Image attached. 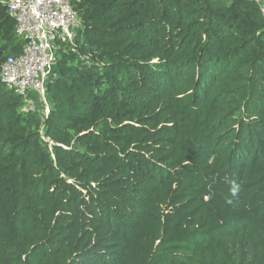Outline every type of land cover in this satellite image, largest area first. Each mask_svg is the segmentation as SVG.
I'll return each instance as SVG.
<instances>
[{"label":"trees","instance_id":"obj_1","mask_svg":"<svg viewBox=\"0 0 264 264\" xmlns=\"http://www.w3.org/2000/svg\"><path fill=\"white\" fill-rule=\"evenodd\" d=\"M1 1L0 68L25 44ZM72 4L48 115L0 86V264H264L259 4Z\"/></svg>","mask_w":264,"mask_h":264},{"label":"built area","instance_id":"obj_2","mask_svg":"<svg viewBox=\"0 0 264 264\" xmlns=\"http://www.w3.org/2000/svg\"><path fill=\"white\" fill-rule=\"evenodd\" d=\"M264 12V0H255ZM15 22L18 37L25 41L23 50L10 55L0 68V86L20 94L25 109H36L29 93H43L48 70L57 60L59 50L76 47V38L82 27L72 0H2ZM46 102V100H45ZM45 113L49 107L45 104ZM50 144L51 140L44 137Z\"/></svg>","mask_w":264,"mask_h":264},{"label":"rangeland","instance_id":"obj_3","mask_svg":"<svg viewBox=\"0 0 264 264\" xmlns=\"http://www.w3.org/2000/svg\"><path fill=\"white\" fill-rule=\"evenodd\" d=\"M78 36V34H77ZM77 36L76 38H74V43L76 44V40H77ZM71 50L74 53H78L80 54L79 50L75 47L74 50L72 48H68L67 50ZM81 55V54H80ZM82 56V55H81ZM83 57V56H82ZM56 63V61L52 64V66L49 68L48 70V77H47V81L50 79V76L52 74V68L54 66V64ZM47 84V83H46ZM47 88V85H46ZM46 92L47 90L45 89L44 94L43 93H38V92H34V93H29L30 98L35 102L36 104V110H38V113L40 114V116L44 117L46 116L45 113V104L47 103V97H46ZM46 100V102H45ZM44 119V118H43Z\"/></svg>","mask_w":264,"mask_h":264},{"label":"clouds","instance_id":"obj_4","mask_svg":"<svg viewBox=\"0 0 264 264\" xmlns=\"http://www.w3.org/2000/svg\"><path fill=\"white\" fill-rule=\"evenodd\" d=\"M236 191H237V186H233V188H232L233 194H235Z\"/></svg>","mask_w":264,"mask_h":264}]
</instances>
